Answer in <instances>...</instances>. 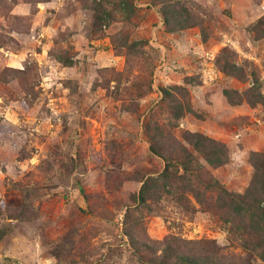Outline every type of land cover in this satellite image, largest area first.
<instances>
[{
    "label": "rangeland",
    "instance_id": "rangeland-1",
    "mask_svg": "<svg viewBox=\"0 0 264 264\" xmlns=\"http://www.w3.org/2000/svg\"><path fill=\"white\" fill-rule=\"evenodd\" d=\"M263 181L264 0H0V264H264Z\"/></svg>",
    "mask_w": 264,
    "mask_h": 264
},
{
    "label": "trees",
    "instance_id": "trees-1",
    "mask_svg": "<svg viewBox=\"0 0 264 264\" xmlns=\"http://www.w3.org/2000/svg\"><path fill=\"white\" fill-rule=\"evenodd\" d=\"M202 140L206 141V143L205 144L201 143ZM194 146H196V149L198 150V152H201V153L203 152V154H205V159L210 164L215 165V164H220L222 161L224 162V159L222 158V156H224L225 154V149L222 145L216 143L214 140H211L210 138H207V137L199 136V138L194 143ZM171 166L172 165H170L169 163H166L164 167V171H165L164 175H166L167 177H169V175L171 174ZM177 168L181 169L182 176L188 175V173L192 172L193 170L192 167H188L182 161L179 162V165H177ZM262 183L263 184L260 185L262 191L261 192L259 191L260 196L264 195V181ZM254 185L252 184V186L250 185V187L253 189ZM255 190H258V189H255ZM224 192L227 196L230 197V200L233 201L234 203H237L238 206L250 207L252 206V204L250 203L251 201L253 202L254 201L260 202L261 200L263 201L262 198L258 200V197H256L258 193L255 194L254 191L253 192L246 191L244 194H237V193H230L227 191V189H225ZM251 192L254 194L252 195L253 197H249ZM258 209L262 213L261 214L262 219L264 220V205L262 206L258 205Z\"/></svg>",
    "mask_w": 264,
    "mask_h": 264
}]
</instances>
